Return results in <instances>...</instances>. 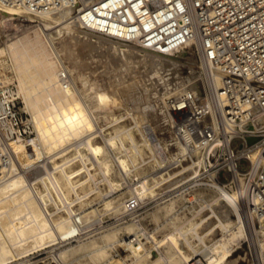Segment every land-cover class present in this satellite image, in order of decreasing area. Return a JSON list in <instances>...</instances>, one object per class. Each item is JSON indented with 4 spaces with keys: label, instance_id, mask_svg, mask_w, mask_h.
<instances>
[{
    "label": "bare ground",
    "instance_id": "bare-ground-1",
    "mask_svg": "<svg viewBox=\"0 0 264 264\" xmlns=\"http://www.w3.org/2000/svg\"><path fill=\"white\" fill-rule=\"evenodd\" d=\"M0 11L7 19L28 13L2 0ZM74 12V7H68L35 15L43 19V39L40 33L19 38L8 50L26 108L33 114L34 145L43 151V205L23 170L30 158L40 157L39 152L34 148L29 155L23 143H14L21 160L17 154L11 177L0 184V234L6 241L5 251L19 259L31 250L52 247L44 264H191L198 253L206 264H230L228 257L248 239L252 250H258L252 264H264V229L247 224L224 185L191 182L173 194H164L198 171L194 164L169 169L180 151L173 153L154 136L163 121H174L167 112L170 98L193 94L218 128L215 93L222 85V74L204 57L200 71L193 68L187 76L180 74L184 64L180 55L188 47L197 56L202 53L199 38L191 37L178 52L153 51L97 33ZM56 33H64L66 39L67 33L74 50L90 58V73L97 71L93 70L95 63H102L107 80L86 75L76 60L67 61L73 51L67 54L64 42L57 44ZM188 59L199 63L193 56ZM131 72L137 75L127 79ZM8 78L0 79V85L15 80L14 75ZM157 84H164L166 90H157ZM125 184L129 197H115L112 192ZM99 198L104 207L94 205ZM131 199L142 205L131 217L93 235L83 233L97 220L127 214ZM148 216L155 231L168 225L170 232L156 238L145 223ZM219 229L221 236L216 237ZM78 231L77 244L66 245V238ZM121 246L127 254L117 256L114 253ZM34 263L29 257L17 264Z\"/></svg>",
    "mask_w": 264,
    "mask_h": 264
},
{
    "label": "built area",
    "instance_id": "built-area-1",
    "mask_svg": "<svg viewBox=\"0 0 264 264\" xmlns=\"http://www.w3.org/2000/svg\"><path fill=\"white\" fill-rule=\"evenodd\" d=\"M2 2L32 15L74 7L76 18L93 31L163 53L178 52L191 37L197 36L201 43L200 60L204 57L210 67L222 74V85L215 93L218 128L213 126L207 107L193 94L170 98L167 112L172 113L174 121H163L154 136L173 153L180 151V157L169 164V169L194 164L198 171L164 194H173L191 182L224 185L244 212L247 224L264 229V0ZM35 137V127L22 109L16 84L1 83L0 184L14 171L18 157L13 144L23 143L33 155ZM235 140H241L239 146L234 145ZM243 163H247L245 168L241 167ZM41 167L39 162L22 169L43 205ZM141 208L138 201L131 199L127 214L97 220L83 233L93 235L107 229ZM242 245L246 246L245 256L254 263L258 250H252L248 239Z\"/></svg>",
    "mask_w": 264,
    "mask_h": 264
},
{
    "label": "rangeland",
    "instance_id": "rangeland-1",
    "mask_svg": "<svg viewBox=\"0 0 264 264\" xmlns=\"http://www.w3.org/2000/svg\"><path fill=\"white\" fill-rule=\"evenodd\" d=\"M27 14L28 13L24 14V13L21 12V14L16 16V18L7 19L4 16H2L3 13L0 11V49H3L5 51V53L2 52L0 54V79H3L6 76H7V79H9L8 76L11 77V76L14 75L15 80H13V82H11V83H15L16 86L18 85L19 94L21 96L22 109L25 111V114H27L29 118L32 117V119H33L32 112L26 108V102H25V99H24V96H23V91H22V88H21V84H20L19 78L17 76V72H16L15 66L13 68V65H15L14 64L15 61L9 56L10 54L8 52V50L10 48V45L15 40H17L19 38H25L26 36L35 37V35L37 33H40V36H42V39H43V31H42L43 19L41 18V16H35V15H31V14L27 15ZM62 34H57L56 33V36H57L56 41L58 42L57 44L60 46L64 42L63 46L66 47V50L68 51L67 54H69L70 51H73V52H70L72 54V58L73 57L77 58V59H75V58L72 59L71 57H69L71 61L69 60V58L68 59L66 58L67 61L72 63L74 60H76V61H78L77 62L78 65L82 68L81 70H84L83 72L86 75L92 74L94 77H97L101 82H102V80L103 81L107 80V77H108L107 71L105 70V67L103 65H101L102 63H100V62L95 63L94 64L95 68L93 67L94 68L93 70H97V71L90 73V71L92 70L91 67L93 66V65L90 64V61H89L90 58L87 57L86 55H79V50H74V48H76V46L73 45V43H72L73 40L70 39V36L67 33H65V35H67V39H66V36H64V33H62ZM59 41H61V42H59ZM65 42H66V46H65ZM69 43L71 44V46L69 45ZM77 55H79V57H77ZM177 55H179V53ZM192 56L194 57V59L197 58V61L199 62V63H197L198 65L195 63V65H196L195 66L188 59V57H192ZM99 57L101 58V56H97L96 58H99ZM78 59H80V60H78ZM180 59H182V61L184 63L183 65H181V71H180L181 72L180 74L182 76L189 75L192 72L191 69H193V68L197 69L196 71H200V67H199L200 66V61H201L200 57L196 55L194 49H192L191 47H188L186 49V53L180 55ZM81 61H82V63H81ZM83 61H85V62H83ZM81 65L85 66V68H83V66H81ZM86 66H88V67L90 66V67L88 68ZM144 69L145 68H143V70ZM127 74L129 76H127ZM127 74H126V76L128 77L127 79H130L132 76H133L132 78H134V76L137 75V74L132 73V72L131 73H127ZM138 76L139 77L142 76L140 72L138 73ZM113 77L117 78L116 75H114ZM158 83L160 84V81ZM159 84H157V86H156L157 88L156 89L164 92V89L166 90V88H165L166 86H164V84H161V85H159ZM88 91L89 90L87 89V92ZM203 92L206 93L204 88H203ZM240 143H241V140H235L234 141V145L235 146H239ZM34 148H35L36 151L39 152L38 154H39L40 157L38 159H35V160L30 158L27 161L25 168H29V166L31 167L35 163H38L40 161H41V164L43 165V161H42L43 160V151L39 147V144L34 145ZM17 154H18V156H20V154L18 152H17ZM20 160H21V156H20ZM37 160H40V161H37ZM246 166H247V163H243L241 165L242 168H245ZM41 169H43V168L41 167ZM129 181H130V179H129ZM129 181H128V183L129 184L131 183V185L134 183V181H131V182H129ZM127 184L124 185L123 189L115 190L114 192H112V194H114V196L119 198V199H126L127 197H129V194L125 192L126 191L125 186H127ZM107 200H109V199H107ZM119 202H121V201H119ZM107 204L108 203H106V205ZM94 205L95 206H99V207H104L105 206V204H103V201H101L100 198L96 200ZM108 213L111 214L110 212H108ZM112 215H118V214H112ZM109 218H110V216H107L105 219H109ZM145 223L148 225V227H150L151 231L152 230L155 231L156 225H155L154 221H152L150 219L149 216L146 218ZM155 232H156L155 233L156 236H158L156 238L162 239L168 234V232H170V226H168V225H165V227L162 226V228H160L158 231L156 230ZM76 235H72L70 237L68 236L66 238V243L67 244L66 243L65 244L66 245H75V244H77V242H78L77 240L80 239L81 234L78 231V233ZM217 235L218 236H216V237L221 236L220 229H219V232L217 233ZM1 236L2 235L0 234V264H17L20 260L27 259L29 257H33V260L35 261L34 264H44V262H45L44 258H46L50 254V250L52 248V247H47V248H44V249L39 250V251H36V250L32 251L31 250L30 252L27 253L29 255H27L25 257H20L19 259H15L14 255H12L13 253L11 251H5L3 245H5L6 241H5V238L3 236L2 237ZM72 237L76 238V240L72 241ZM141 237L143 238L144 241L147 240L145 238V236L142 235ZM243 242L241 244H239V246H237L236 249L232 252V254L228 257L230 259H227V261H230V264H232L231 263L232 260H237V262L239 261L238 264H252L253 263V260L251 258L248 259L245 256L244 248H246V246L242 245ZM149 244H150V242H149ZM61 245H58L57 247H60ZM114 254H117V256H120V254L125 255V254H127V251H126V249L123 246H121V247H119V251H116ZM198 255H200V254L198 253V254H196V256H194V257H196L194 262L197 261L199 264H202L203 262H206V260L204 258L202 260H199L200 256H198Z\"/></svg>",
    "mask_w": 264,
    "mask_h": 264
}]
</instances>
